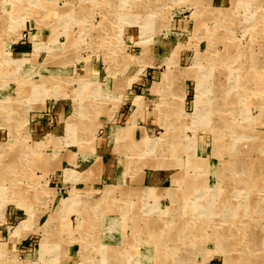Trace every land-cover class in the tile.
Returning <instances> with one entry per match:
<instances>
[{
  "label": "rangeland",
  "instance_id": "obj_1",
  "mask_svg": "<svg viewBox=\"0 0 264 264\" xmlns=\"http://www.w3.org/2000/svg\"><path fill=\"white\" fill-rule=\"evenodd\" d=\"M0 264H264V0H0Z\"/></svg>",
  "mask_w": 264,
  "mask_h": 264
},
{
  "label": "crops",
  "instance_id": "obj_2",
  "mask_svg": "<svg viewBox=\"0 0 264 264\" xmlns=\"http://www.w3.org/2000/svg\"><path fill=\"white\" fill-rule=\"evenodd\" d=\"M95 177V172L93 171V172H90L89 173V178H94Z\"/></svg>",
  "mask_w": 264,
  "mask_h": 264
},
{
  "label": "bare ground",
  "instance_id": "obj_3",
  "mask_svg": "<svg viewBox=\"0 0 264 264\" xmlns=\"http://www.w3.org/2000/svg\"><path fill=\"white\" fill-rule=\"evenodd\" d=\"M227 17V16H226ZM259 18V17H258ZM117 81V80H116ZM204 166V165H203ZM100 238V237H99Z\"/></svg>",
  "mask_w": 264,
  "mask_h": 264
}]
</instances>
